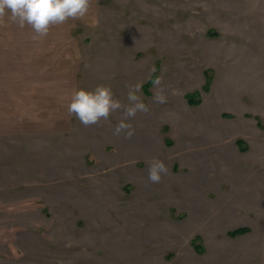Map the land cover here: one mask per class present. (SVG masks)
Here are the masks:
<instances>
[{
    "label": "rangeland",
    "instance_id": "374dc122",
    "mask_svg": "<svg viewBox=\"0 0 264 264\" xmlns=\"http://www.w3.org/2000/svg\"><path fill=\"white\" fill-rule=\"evenodd\" d=\"M9 17L0 264H252L240 247L251 239L260 259L264 0H92L84 18L50 28L45 38L59 41L39 83L29 53L15 66L5 51L8 35L22 48L33 35ZM57 70L73 90L110 85L125 105L141 83L149 111L128 121L135 134L113 135L121 111L89 127L69 115ZM160 90L165 103L153 99ZM48 106L66 118L55 131L44 126ZM153 158L170 169L159 184L147 179ZM240 227L249 230L229 233Z\"/></svg>",
    "mask_w": 264,
    "mask_h": 264
},
{
    "label": "clouds",
    "instance_id": "9594fccd",
    "mask_svg": "<svg viewBox=\"0 0 264 264\" xmlns=\"http://www.w3.org/2000/svg\"><path fill=\"white\" fill-rule=\"evenodd\" d=\"M92 0H0V19L10 14V20L20 28L30 26L34 41H41L49 34L50 28L67 23L69 20L82 19L89 12ZM162 77L153 80L154 86L159 87ZM141 83L128 86L125 105L115 94L110 85L100 84L92 90L75 89L71 93L67 105L69 115H74L79 122L89 127L100 125L101 121H108L113 112L121 111L122 116L114 126L113 135H124L130 139L134 134L133 125L128 122L137 113H148L149 107L141 98ZM157 103H165L163 90L154 96ZM148 182L159 184L163 176L170 171L169 167L160 159L153 158L148 166Z\"/></svg>",
    "mask_w": 264,
    "mask_h": 264
},
{
    "label": "crops",
    "instance_id": "0c3cea01",
    "mask_svg": "<svg viewBox=\"0 0 264 264\" xmlns=\"http://www.w3.org/2000/svg\"><path fill=\"white\" fill-rule=\"evenodd\" d=\"M16 37H17L16 35H8L7 38H4L3 40H1V42L3 41V44L5 46H7V49L5 51L11 52L12 57H11L10 62L15 66H19V64H18L19 58L18 57L19 56L23 57L24 53H29L31 56L29 57L30 59L25 60V67H31V71L34 74H36L35 78L39 79V81H37V83L43 82L44 79L46 78V74L48 72V70H45V71L43 70V66L44 65L50 66L49 58L43 57V54H49L48 52L50 50H52L55 46H57V44H55V42H58L59 39L44 38L41 41H34L32 38H29L32 36H29L28 39L25 40V41H29V43H28L29 48H22V46L20 44L15 43L16 41H19V39ZM44 42H48L49 44L47 46H45ZM29 60H30V62H29ZM1 61H4V60L1 58V55H0V63H1ZM56 61L57 62H55V61L53 62L54 65H60L58 60H56ZM0 69H3L2 65H0ZM28 70L29 69L26 68L25 71L27 72ZM61 72L62 71L57 70V75L59 74L58 75L59 79L57 80V82H58V84H60V86L57 87V89H58V91H61L59 93L60 94L62 93L61 98L63 100L70 101V96H71V93L73 92L74 86H72V84H69V83H72V81L68 82L67 84L65 83L64 75H62V73H64V71L62 73ZM54 73H56V72H54ZM10 89H11V87H10ZM50 97L51 96H48V98H50ZM65 101L63 103V112H64L66 105H67V102L65 103ZM33 111H37V110L33 109ZM39 111L40 110H38V112ZM53 111L58 113L56 109H54ZM45 112H47L49 114L45 117L43 116V119L45 121L44 126L48 130H50V131L57 130L59 121L62 122L61 124H66V118L65 117L61 118V120L58 119V115H56V113L53 114L54 112H51V110H49V106L45 110ZM251 233H252V228L248 234L251 235ZM262 240H263V243L261 244V246H259V249L261 250L260 251V253H261L260 259H257V256H256L257 253L254 251L255 249L258 248V244H255V241L253 239H251L250 241H247L246 243L242 244V246H240L241 248H243L245 250L246 249L250 250V251H247L246 254L248 256H250L251 262H253L252 264H264V236H263Z\"/></svg>",
    "mask_w": 264,
    "mask_h": 264
},
{
    "label": "trees",
    "instance_id": "16d2710c",
    "mask_svg": "<svg viewBox=\"0 0 264 264\" xmlns=\"http://www.w3.org/2000/svg\"><path fill=\"white\" fill-rule=\"evenodd\" d=\"M208 82V81H207ZM249 229L248 228H245V227H240L236 230H233V231H230L229 233L233 236L237 235V234H240V233H243V232H246L248 231Z\"/></svg>",
    "mask_w": 264,
    "mask_h": 264
}]
</instances>
